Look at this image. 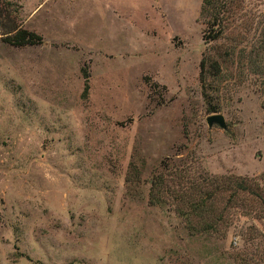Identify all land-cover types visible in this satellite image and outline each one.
Masks as SVG:
<instances>
[{
    "label": "rangeland",
    "instance_id": "obj_1",
    "mask_svg": "<svg viewBox=\"0 0 264 264\" xmlns=\"http://www.w3.org/2000/svg\"><path fill=\"white\" fill-rule=\"evenodd\" d=\"M201 3L0 0L42 38L0 37V264H264L262 96L237 54L203 96ZM188 166L260 198L225 197L217 231L188 228L172 185L150 196Z\"/></svg>",
    "mask_w": 264,
    "mask_h": 264
},
{
    "label": "trees",
    "instance_id": "obj_2",
    "mask_svg": "<svg viewBox=\"0 0 264 264\" xmlns=\"http://www.w3.org/2000/svg\"><path fill=\"white\" fill-rule=\"evenodd\" d=\"M264 0H202L199 20L203 25L202 40L207 49L202 55L199 68V83L203 96L208 99L207 90L211 88L208 81L224 79V64L227 58L241 55L240 64H245L246 74L241 72L240 80L244 78L259 87L262 96L261 108L264 111V11L258 8ZM5 7H12L4 1ZM0 37L2 42L13 47L36 46L42 43V38L34 32L23 29L2 5H0ZM227 41L228 43H223ZM213 55H217L216 58ZM219 55H224L223 59ZM242 69V68H241ZM244 75V76H243ZM88 92V80L84 75L82 96ZM217 108L210 109L216 113ZM167 164V163H166ZM164 164V170L169 166ZM163 167V166H162ZM160 173L154 179L150 190L151 203L165 204L159 196L153 195V190L160 192L173 187L177 198L175 211L184 219L188 228H194L195 223L201 224L206 232L217 231L218 224L224 222L222 209L219 205L235 201L242 194L260 198V186L254 180L230 176H214L196 174L191 167L182 170ZM168 174V175H167ZM196 174V175H195ZM206 176V177H205ZM264 183V173L261 176ZM196 219V221H195Z\"/></svg>",
    "mask_w": 264,
    "mask_h": 264
},
{
    "label": "water",
    "instance_id": "obj_3",
    "mask_svg": "<svg viewBox=\"0 0 264 264\" xmlns=\"http://www.w3.org/2000/svg\"><path fill=\"white\" fill-rule=\"evenodd\" d=\"M206 124L208 127L217 125L219 128L225 130L227 128L224 117L221 114H213L206 118Z\"/></svg>",
    "mask_w": 264,
    "mask_h": 264
}]
</instances>
